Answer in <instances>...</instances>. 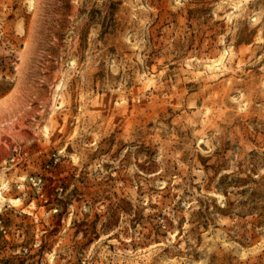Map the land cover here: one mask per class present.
<instances>
[{
    "label": "rangeland",
    "instance_id": "obj_1",
    "mask_svg": "<svg viewBox=\"0 0 264 264\" xmlns=\"http://www.w3.org/2000/svg\"><path fill=\"white\" fill-rule=\"evenodd\" d=\"M0 264H264V0H0Z\"/></svg>",
    "mask_w": 264,
    "mask_h": 264
}]
</instances>
